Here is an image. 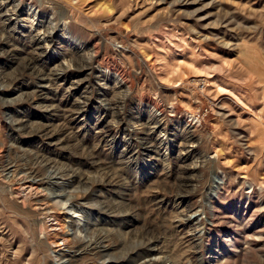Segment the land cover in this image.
<instances>
[{
  "label": "rangeland",
  "instance_id": "obj_1",
  "mask_svg": "<svg viewBox=\"0 0 264 264\" xmlns=\"http://www.w3.org/2000/svg\"><path fill=\"white\" fill-rule=\"evenodd\" d=\"M1 1L0 264H264V0Z\"/></svg>",
  "mask_w": 264,
  "mask_h": 264
},
{
  "label": "bare ground",
  "instance_id": "obj_2",
  "mask_svg": "<svg viewBox=\"0 0 264 264\" xmlns=\"http://www.w3.org/2000/svg\"><path fill=\"white\" fill-rule=\"evenodd\" d=\"M1 2H2V4H5L7 1L6 0H2ZM31 8L30 7H27V8H24L23 10L26 11V12L29 11L30 13H32V15H36L37 14V11H35V9H33V8L31 9ZM71 45H72V48H74L76 50H79L82 44L80 43L78 45H74V44H71ZM96 52H97V50H93L92 51V54L93 55L91 54L90 58H92L96 54ZM88 68H89V72H87V70H85L86 71L85 74L89 75L90 72L93 73L96 76L95 81L97 82V85H99V87L102 90L104 88L103 86H105L104 84H106V85L107 84H110V85H113V90H115V91L116 90L124 91L125 94H129L130 91H129V88H128V84L125 83L123 77L118 72H114L111 68L102 66L99 63L98 64H95V65H92V66H89ZM144 107H145V109H147L148 114H151V116L153 115L152 117L157 118L158 119V122L157 123H159L160 125H162L161 122H160V119H162L161 118V115H162L161 110H159L155 106L149 105V104H144ZM180 123L183 125L182 128H183V131L184 132H185V130L187 131V130H189L192 127V124L189 123V121H181ZM159 124H158V126H159ZM161 141L165 145L168 144V142L166 141L165 138H163ZM165 148H166V146H165ZM60 182H62V181H60ZM60 185H61V183H60ZM64 192H65V190H64ZM68 198L69 197H66V196L65 197H62L58 193V195L53 196V197L50 196L47 199L51 201V203H50L51 204V207L61 208V209L65 210L66 215H67L66 217H69L70 221L71 222H74V224H75V228L73 230V233L76 234L77 231H79L78 230V228H79V224L78 223L81 222L80 221V218L81 217H80V214H78L71 207L72 205L69 204V199ZM204 209H205V211H207L208 210V205L207 206L205 205L204 206ZM190 212H192V211H190ZM200 213H204V212L203 211L202 212H199V214L196 213V212L195 213L192 212L190 214L188 213L189 215H186V217L184 219H178V221L180 222L181 227H184L185 225H190V224L193 225V228L190 230V236L189 237H192V236L194 237L195 236L197 239H200L201 240V238H199V237H200V234L202 232V229H204L203 226L206 224V221L211 217L212 213L209 214L210 215L209 218L205 214H204V218H202L200 216ZM195 214H198V215L195 216ZM69 252H70V250L69 251H66V250H60L59 249V250H52L51 253L53 255H55V256H60L62 253L65 254V253H69Z\"/></svg>",
  "mask_w": 264,
  "mask_h": 264
}]
</instances>
